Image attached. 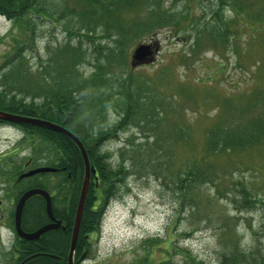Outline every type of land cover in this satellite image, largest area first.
Here are the masks:
<instances>
[{
    "label": "rangeland",
    "instance_id": "rangeland-1",
    "mask_svg": "<svg viewBox=\"0 0 264 264\" xmlns=\"http://www.w3.org/2000/svg\"><path fill=\"white\" fill-rule=\"evenodd\" d=\"M233 1L237 14L227 0H39L34 43L18 59L6 54L13 21L0 15V89L41 104L55 81L78 83L82 119L118 171L81 264H264V146L210 151L207 138L264 111V1ZM154 42L153 61L131 68L135 47ZM3 123L0 264H18L15 174L34 169L33 150Z\"/></svg>",
    "mask_w": 264,
    "mask_h": 264
},
{
    "label": "trees",
    "instance_id": "trees-1",
    "mask_svg": "<svg viewBox=\"0 0 264 264\" xmlns=\"http://www.w3.org/2000/svg\"><path fill=\"white\" fill-rule=\"evenodd\" d=\"M227 1L235 14L240 12L236 1ZM38 3L39 0H0V15L12 20L16 30L15 37H11L9 43V52L6 54L15 53L18 59L19 53H27L28 49L32 48L35 40L34 23L38 19L33 13ZM217 21L220 22V19L218 18ZM234 21L230 20L228 25ZM170 24L175 26V22ZM224 31L223 29V33ZM255 31L257 32V29ZM78 85L77 83L65 86L55 81L43 89L46 91L45 96L42 98V103L37 104L34 99L30 102L24 98L9 97L8 90L3 84L0 89V110L60 124L74 133L83 144L90 165L95 170V177L91 176L85 198L75 255L79 257L83 252L80 249L83 248L87 250V257H90L92 243L88 237L99 230L103 208L116 191L114 180L118 171L110 168L107 154L99 152L104 142L100 137L101 131H95L89 118L87 120L90 127L87 128L82 119L84 107L87 106V97L76 89ZM221 108L224 112L225 108L231 109V106L227 101ZM11 125L25 134L24 141L32 143L33 152L27 161L29 168L45 166L57 169L55 173L37 174L22 179L15 184L17 189L20 188L19 196L29 188L46 190L51 195L53 215L56 220L61 221L60 229L46 232L36 241H26L17 237L12 252L20 256V261L34 256L24 264H67L74 217L84 178V164L80 152L71 140L55 131L29 124ZM207 138L211 146L210 151L221 150L220 152L229 151L234 154L259 142L264 146V111H256L255 114L250 111L241 116L239 124L235 121L230 127H225L221 133L209 132ZM219 142L222 143V147L216 148ZM215 152L219 151L213 153ZM23 172L24 167L15 176ZM188 174L193 175L191 169ZM193 180L201 182L194 177ZM183 197L182 194L181 198ZM30 207L35 208V212L31 213ZM47 222L49 220L45 214L43 200L40 197L31 198L23 209V230L33 231Z\"/></svg>",
    "mask_w": 264,
    "mask_h": 264
},
{
    "label": "water",
    "instance_id": "water-1",
    "mask_svg": "<svg viewBox=\"0 0 264 264\" xmlns=\"http://www.w3.org/2000/svg\"><path fill=\"white\" fill-rule=\"evenodd\" d=\"M154 47V48H153ZM158 46L156 43L152 44H141L135 47V49L132 52L131 55V62L130 66L131 68H135L136 66L139 65H147L150 64L153 61V54L156 53ZM0 121L4 122H9V123H16V124H29V125H35L39 127H43L52 131H55L59 134H62L63 136L67 137L69 140H71L75 146L78 148L81 158L83 160L84 164V178L82 181L80 193H79V199H78V204L76 208V213H75V219H74V225L72 229V235H71V240H70V247H69V252L67 256V264H73V254L75 251L76 243H77V238H78V233H79V227H80V222H81V216H82V211L85 203V198L87 194V190L89 187V182H90V177L91 175H95V170L94 168L90 165L89 160H88V155L87 152L81 143V141L75 136L71 131L68 129L55 124L50 121H46L40 118H33V117H27L19 114H12L8 113L5 111L0 110ZM57 169L55 168H50V167H39L33 170H30L21 176H19L18 181H20L22 178H27L34 176L36 174H41V173H54L56 172ZM33 196H40L44 199L45 201V212L50 219L51 223H48L42 227H40L38 230H36L33 233H26L23 232L21 229V216H22V211L23 207L26 203V201L33 197ZM61 222L56 220L53 216L52 209H51V200L49 194L38 188L34 189H29L25 191L21 197L19 198L16 207H15V212H14V227L16 234L28 241H33L37 240L42 234H44L47 231L50 230H56L60 228ZM34 257V256H32ZM29 259V258H28ZM83 259V255L81 257ZM23 264V262L21 263Z\"/></svg>",
    "mask_w": 264,
    "mask_h": 264
},
{
    "label": "flooded vegetation",
    "instance_id": "flooded-vegetation-1",
    "mask_svg": "<svg viewBox=\"0 0 264 264\" xmlns=\"http://www.w3.org/2000/svg\"><path fill=\"white\" fill-rule=\"evenodd\" d=\"M31 159H32V157H31ZM30 159V160H31ZM29 160V161H30ZM28 161V160H27ZM29 162H26V167L27 168H29ZM24 165V166H25ZM17 183V182H16ZM14 186H16L15 184H14ZM3 203H4V195H1V193H0V212H1V210H2V207H3ZM25 232H30V231H25ZM15 234V233H14ZM81 251H83L82 252V254L79 256V257H76V255H75V253H74V263L75 262H77L78 261V264H81L82 262H84L85 260H86V258H87V250L86 249H83V248H81ZM82 255H83V260L81 259V257H82ZM15 260L16 261H20V256L18 255V254H15ZM22 261V260H21Z\"/></svg>",
    "mask_w": 264,
    "mask_h": 264
}]
</instances>
